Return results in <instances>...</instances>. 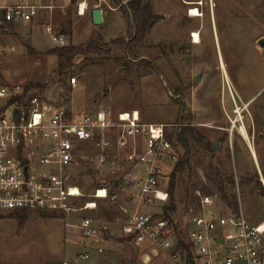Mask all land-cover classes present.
<instances>
[{"label": "rangeland", "instance_id": "obj_1", "mask_svg": "<svg viewBox=\"0 0 264 264\" xmlns=\"http://www.w3.org/2000/svg\"><path fill=\"white\" fill-rule=\"evenodd\" d=\"M150 1L154 12L161 17L142 41L132 39L134 29L128 8L121 0L100 2L105 11L111 12L100 25L92 23L89 13L78 15L76 2L68 3L65 12L55 9L52 18L45 14L37 21L16 22L8 35L9 43H14L16 48L0 57V79L10 85L29 86L31 93L68 104L77 113L105 107L116 115L138 109L147 122L191 123L219 144V148L215 146L210 152L201 146L193 147L191 168L176 176L173 197L176 210L164 213L167 216L171 213L175 233L184 242H188L189 213L198 204L196 190L217 194L220 204L229 206L218 189L221 181L217 171L224 175V180L227 176L234 178V186L224 183L228 192L236 194L247 219L253 223L264 221V166L261 163V173L254 166V158L240 132L241 119L233 133L229 129L237 115V104L243 108L247 127L250 123L249 132L256 133V141L261 142L257 132L262 129L264 118L256 111L264 104V87L261 88L264 86V46L259 43L264 38V0ZM97 2L89 0L90 7ZM191 6H196L201 15H191ZM51 20L55 29L65 34L67 45L94 41L105 51L79 54L74 66L58 75L59 58L51 52L58 43L44 24ZM194 31L200 34L199 43L194 41ZM74 76L77 81L73 84ZM249 113L256 121L247 120ZM176 149L180 159L184 148L177 144ZM96 153L91 147L90 154ZM175 163L169 164L168 173L162 179L168 190ZM119 171L123 172L122 168L98 170L94 160L84 163L76 172V179L85 196L78 198L76 204L92 199L89 195L104 181L112 182ZM135 190V187L112 186L116 200L99 199L96 209L73 212L69 215L68 221L73 223L70 226L55 214L0 210V214L29 215L30 218L24 227L14 220L0 219V260L45 262L63 257L65 245L69 249L71 242L80 237L76 224L83 216L100 218L104 221H99L101 225L109 223L117 231L113 221L121 213L120 204L134 207ZM169 203L170 199L143 208L161 212ZM65 230H69L67 234ZM76 231L77 237L72 235ZM187 247L190 252V245ZM169 256L150 241L140 246L127 242V257L119 258L118 262L171 264Z\"/></svg>", "mask_w": 264, "mask_h": 264}, {"label": "built area", "instance_id": "obj_2", "mask_svg": "<svg viewBox=\"0 0 264 264\" xmlns=\"http://www.w3.org/2000/svg\"><path fill=\"white\" fill-rule=\"evenodd\" d=\"M61 1L0 0V57L16 48L8 41L16 22L37 21L45 14L52 18L55 9L65 12L73 2ZM101 1L107 2L99 0L95 6H102ZM75 2L78 15L91 9L89 0ZM44 24L58 46L67 45L65 34L55 29L53 20ZM76 81L72 77L71 82ZM239 110L243 108L236 104L231 133L241 119ZM183 124L147 122L138 109L116 115L105 107L77 113L68 104L49 101L22 85L0 79V210L55 214L70 226L73 212L96 209L99 199L116 200L112 186L135 187L134 207L120 204L121 213L115 219L122 234L135 245L150 241L157 250L170 253L171 264H264V221L251 222L242 210L235 212L220 204L217 194L196 190L198 204L189 213L187 243L175 233L164 210L143 208L170 199L162 179L169 164L178 161L179 153L167 131ZM239 127L242 131V125ZM91 147L97 150L94 156ZM90 160L98 170L116 167L123 172L98 186L89 195L92 199L77 205L75 201L85 193L76 172ZM76 227L80 229V237L74 241L77 249L59 264H90L94 243L98 253L104 252L95 217L83 216Z\"/></svg>", "mask_w": 264, "mask_h": 264}, {"label": "trees", "instance_id": "obj_3", "mask_svg": "<svg viewBox=\"0 0 264 264\" xmlns=\"http://www.w3.org/2000/svg\"><path fill=\"white\" fill-rule=\"evenodd\" d=\"M76 0H73L75 2ZM117 1V0H115ZM120 2V0H118ZM102 7V6H101ZM128 12L130 15L131 23L134 29L132 39L134 41H142L146 35V33L151 29V27L155 24V22L161 17L159 14L154 12L152 2L150 0H128L127 5ZM108 49H106L107 51ZM105 51V49L95 43L94 41H90L86 44L81 45H65L58 46L51 49L52 53L57 54L59 58V65L57 68L58 75L64 74L75 64V58L79 54H87V53H101ZM29 86L26 87V91ZM168 138L174 143L176 146L180 144L184 148V153L182 157L176 162L171 170L170 176V187H169V195H170V203L164 206V211L174 212L176 210V205L174 203V189L176 186V176L178 173H183L186 169L191 168L190 166V154L192 148L197 146H201L203 149L207 151H213L215 147V142L212 141L206 134L197 130L191 123L184 122L182 126L172 127L167 131ZM217 175L219 177L218 189L222 194V199L226 201L229 207L233 211H239L240 207L238 204L237 196L234 192H228L227 186L224 183L226 181L231 186L235 185V180L231 176H227L226 180H224V175H221L219 171H217ZM252 180V179H251ZM260 185L263 187L261 180H258ZM264 189V187H263ZM23 211V210H20ZM171 213L168 217H172ZM26 217H19L20 223L24 222ZM190 264V261H189Z\"/></svg>", "mask_w": 264, "mask_h": 264}, {"label": "crops", "instance_id": "obj_4", "mask_svg": "<svg viewBox=\"0 0 264 264\" xmlns=\"http://www.w3.org/2000/svg\"><path fill=\"white\" fill-rule=\"evenodd\" d=\"M127 1L128 0H121V4L126 6ZM103 11H104V20H105L111 15V12H109L108 10L105 11L104 9H103ZM88 13H89L90 19L92 21L91 9L85 14V16ZM263 87L264 86H261V88H263ZM256 112H257V115L259 117L264 118V104L262 106H259V108ZM249 117H251V113H249L247 120L252 119L253 122L256 121L255 117H251V118H249ZM239 121H240V119H239ZM240 123H241L242 127H244V126L246 127V128L244 127L247 130L246 134H244L243 131H241V130H240V132H241V135L243 136V139L245 140V142L247 143V145L249 147V151L251 152V154L254 158V160H253L254 164H255L254 166H256V169L259 170L261 173V163L264 166V164H263L264 163V124L262 125V129L258 130V132H257L258 136L260 137V141H261L259 143V141L257 142L255 139L256 133L252 135L249 132L248 127L250 126V123L248 122L249 126L247 127L246 120L243 118V116L241 118ZM246 136H247V138H246ZM262 177H263L262 180L264 181V176H262ZM240 210H242V208H240ZM95 218H96V224H98L99 228H101V233L99 234V238H100L99 244H101L104 247V252L98 253L94 249L97 246L94 243L93 244L94 252H93V255L90 259V264H120L118 262V259L121 258L123 260V258L127 257V242L133 244L134 246H135V244L132 241H130L125 235L122 234V232L120 231L118 226H117V231H115V230H113L111 224L106 223V224L101 225L99 223V221L101 223H103L104 221H102L100 218H97V217H95ZM0 219H11V220L16 221V223L20 227H24L30 218L28 215L24 219V222L22 224L20 223L18 215L0 214ZM113 222L115 224V221H113ZM254 223H256V222H254ZM68 231L65 230V234H67ZM71 232L73 233V231H71ZM78 233L79 232L76 231V233H74L72 235H75V237H77ZM64 240H65L64 242L66 243L67 242L66 240H68L67 235L64 236ZM75 240H77V239H75ZM75 240H73L71 242L72 246H70L69 249L65 245L63 257H61L59 259H52L53 261L50 260V261L40 262V261H31V260H29V261L28 260H24V261L17 260V261H10V262L9 261L8 262H2L0 260V264H59V262L62 261L67 255L72 254L73 251H75L77 249V246L74 244ZM1 250L3 251V249H1ZM166 253L168 254V256L170 255V253L168 251H166ZM147 256H149V255H147ZM169 259H170V256H169ZM121 264H125V263L122 262Z\"/></svg>", "mask_w": 264, "mask_h": 264}, {"label": "water", "instance_id": "obj_5", "mask_svg": "<svg viewBox=\"0 0 264 264\" xmlns=\"http://www.w3.org/2000/svg\"><path fill=\"white\" fill-rule=\"evenodd\" d=\"M91 16H92V22L95 25H100L103 23L104 21V11L103 8L101 6H94L93 8H91ZM259 43L261 44V46H264V38H261ZM196 79L199 81L200 78V74L196 76ZM15 111H17V108L15 109ZM215 146L217 148H219V144L215 143Z\"/></svg>", "mask_w": 264, "mask_h": 264}, {"label": "bare ground", "instance_id": "obj_6", "mask_svg": "<svg viewBox=\"0 0 264 264\" xmlns=\"http://www.w3.org/2000/svg\"><path fill=\"white\" fill-rule=\"evenodd\" d=\"M190 14L191 15H201V13H200V10L196 7V6H191L190 7ZM193 37H194V41L196 42V43H199L200 41H201V38H200V34H199V32L198 31H194V33H193ZM222 64H223V66L225 65L224 64V62H222ZM241 110V109H240ZM239 110V111H240ZM239 118H242V112L240 111V114H239ZM245 127V126H244ZM244 127H242V131H243V133L244 134H246V127L244 128ZM241 130V129H240ZM246 138H247V136H246Z\"/></svg>", "mask_w": 264, "mask_h": 264}]
</instances>
